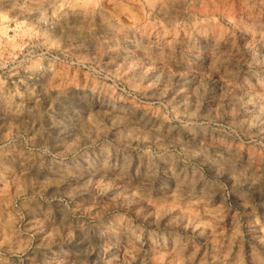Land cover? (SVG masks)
<instances>
[{
    "label": "rangeland",
    "instance_id": "1",
    "mask_svg": "<svg viewBox=\"0 0 264 264\" xmlns=\"http://www.w3.org/2000/svg\"><path fill=\"white\" fill-rule=\"evenodd\" d=\"M86 80L166 124L65 138ZM0 264H264V0H0Z\"/></svg>",
    "mask_w": 264,
    "mask_h": 264
},
{
    "label": "bare ground",
    "instance_id": "2",
    "mask_svg": "<svg viewBox=\"0 0 264 264\" xmlns=\"http://www.w3.org/2000/svg\"><path fill=\"white\" fill-rule=\"evenodd\" d=\"M38 14L37 8H31L26 11V15L31 17H36ZM52 45H55L57 41L55 39H51ZM144 55L142 52L141 56ZM144 59H147L144 57ZM52 65L48 64L46 70L41 72L40 69L35 65L27 68V76L30 79H50L55 80L57 78V74L53 72ZM15 71L13 75H16ZM67 75V74H66ZM23 88L28 87V83L26 80L18 81ZM189 82L188 78L183 80V84L186 86ZM67 85H71L73 89V93L65 99V108L63 115L70 119L69 126L63 125V120L61 121V125H59L60 132L64 135L65 138H70L73 136V128L74 127H86L89 128H98V120L104 119L105 121L117 120L119 122L125 121L126 124L132 127V129L136 130L140 134L146 133H159L162 127L166 124L164 119H159L153 114L150 113V109L147 106H137L132 102H124L121 97L119 99L114 98L110 95H105L102 99L96 97L94 90H92L91 85H88V81L86 80L84 83V87H89V90L85 94H81L78 92V86L73 85L71 82H66ZM189 86V84H188ZM92 87V88H91ZM91 88V89H90ZM191 86L187 89H182L178 92V101L181 102L185 97L187 91H189ZM27 95H25L24 99H32L31 93L29 90L26 91ZM98 94V93H97ZM94 97V101L89 103L88 97ZM84 117L86 120L84 121ZM121 120V121H120ZM130 170V166L126 165L125 161L121 160L119 163L100 159L98 165H91L88 163L84 168H82L79 172V176L90 175L96 176L97 174H107L113 176L115 179L119 181H123L127 178L128 172ZM62 172L67 173V170L64 168ZM171 176L169 177V182L174 184L175 186L184 181L183 173L180 172L175 174L174 172H170ZM129 235V234H128Z\"/></svg>",
    "mask_w": 264,
    "mask_h": 264
}]
</instances>
